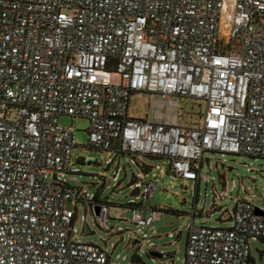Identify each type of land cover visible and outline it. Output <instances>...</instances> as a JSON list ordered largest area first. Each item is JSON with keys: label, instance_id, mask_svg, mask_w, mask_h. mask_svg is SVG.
Here are the masks:
<instances>
[{"label": "built area", "instance_id": "1", "mask_svg": "<svg viewBox=\"0 0 264 264\" xmlns=\"http://www.w3.org/2000/svg\"><path fill=\"white\" fill-rule=\"evenodd\" d=\"M133 96L153 117L130 115ZM183 98L205 101L199 126L181 119ZM78 117L89 120V146L113 152L109 164L129 153L140 167L127 203L138 229L124 238L153 247L152 169L168 166L198 194L205 153L264 158V0H0V264H115L107 246L74 239L69 202L101 203L98 225L113 229L109 202L67 178L79 172ZM233 188L214 183L208 206L195 202L184 264H255L264 206ZM217 212L227 225L196 220Z\"/></svg>", "mask_w": 264, "mask_h": 264}, {"label": "rangeland", "instance_id": "2", "mask_svg": "<svg viewBox=\"0 0 264 264\" xmlns=\"http://www.w3.org/2000/svg\"><path fill=\"white\" fill-rule=\"evenodd\" d=\"M112 79L115 83L121 81L120 75L114 73ZM181 107L186 109V113L181 112V119L187 126H199L202 123V114L205 113L206 103L204 100L194 98H183ZM130 115L137 118H146L150 113V106L146 100L132 97L129 109ZM61 122L68 126L72 123L71 116H62ZM78 129L75 138L78 146L73 151V163L79 172L70 173L67 178L71 184L88 187L91 193H98L100 201L113 202L109 208L111 231H107L98 225L94 211L83 203H78L77 209L72 203L68 207L76 211L74 225L77 232L75 240L95 242L101 246H107L111 254V262L115 264H184L187 252V239L189 235L188 225L192 220L194 204L197 202L199 208L204 204L208 206L211 202V195L214 183L219 192L225 189L231 190L236 185L234 195L252 196V201L256 206H264V158H253L246 155L225 154L219 152H208L204 154L205 164L203 173H207L209 181L203 178L200 182L198 194L194 183L181 177H176L169 170L167 173H160L159 169H152L150 177L156 175L157 189L153 199L146 201V206H156L157 214L152 222L156 228V234L151 239L154 246L145 243L140 247L131 245L127 238L129 234L134 235L133 231L138 226L132 222L134 212L126 205L133 197L130 183L134 175L138 174L140 167L136 164L131 165L126 157L132 156L129 153H119L113 163L108 160L114 157L112 151H104L89 146V120L86 117H78ZM207 158L215 163L219 161V168L213 166L212 171L206 163ZM142 159L149 165L155 166L162 164L161 159L143 156ZM224 160V164L221 161ZM91 161V162H89ZM121 167L119 173L120 184L114 187V175ZM73 165L70 166L72 168ZM103 175V177L101 176ZM223 176V178L221 177ZM208 193V194H207ZM232 207V201L228 202ZM168 208L172 211H162ZM220 212L213 216H197L199 223L206 222L208 225H227L219 219ZM87 217V222L84 217ZM123 229V232H119ZM149 230V228L147 227ZM173 233L174 236H170ZM251 254L255 259V264H264V240L251 239ZM147 249V250H145ZM150 250L162 253L174 252L169 257H154ZM134 254L140 257V261L133 260ZM174 261V262H173Z\"/></svg>", "mask_w": 264, "mask_h": 264}, {"label": "water", "instance_id": "3", "mask_svg": "<svg viewBox=\"0 0 264 264\" xmlns=\"http://www.w3.org/2000/svg\"><path fill=\"white\" fill-rule=\"evenodd\" d=\"M89 162H91V161H89ZM101 208H102V204H101V203H96V204L94 205V213H95L96 215H100V213H101ZM258 212H259V210H258ZM150 254H151L152 256H154V257H157V256H158V257H164V256L169 257V256H171L172 252L162 253V252H160V251L151 250V251H150Z\"/></svg>", "mask_w": 264, "mask_h": 264}, {"label": "trees", "instance_id": "4", "mask_svg": "<svg viewBox=\"0 0 264 264\" xmlns=\"http://www.w3.org/2000/svg\"><path fill=\"white\" fill-rule=\"evenodd\" d=\"M95 201L97 202H100V199L98 197V193H96V197H95ZM109 204L112 206L113 205V202H109ZM127 205V204H126ZM128 206V205H127ZM159 210V209H158ZM162 211H172L171 209H168V208H164V209H161ZM174 255V252H172L171 256ZM133 260H137V261H140V257L137 255V254H134L133 256Z\"/></svg>", "mask_w": 264, "mask_h": 264}]
</instances>
